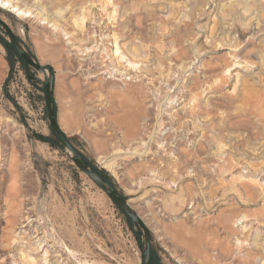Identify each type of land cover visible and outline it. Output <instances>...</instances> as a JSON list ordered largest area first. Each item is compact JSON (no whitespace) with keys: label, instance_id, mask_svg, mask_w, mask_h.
<instances>
[{"label":"rangeland","instance_id":"obj_1","mask_svg":"<svg viewBox=\"0 0 264 264\" xmlns=\"http://www.w3.org/2000/svg\"><path fill=\"white\" fill-rule=\"evenodd\" d=\"M260 1L0 4L54 75L60 128L150 230L151 264H264ZM9 45L0 26V264H141L143 232L77 169L44 75Z\"/></svg>","mask_w":264,"mask_h":264},{"label":"water","instance_id":"obj_2","mask_svg":"<svg viewBox=\"0 0 264 264\" xmlns=\"http://www.w3.org/2000/svg\"><path fill=\"white\" fill-rule=\"evenodd\" d=\"M0 26L9 37L10 43L16 50L20 59L30 68L36 72L42 73L46 79L45 83V104L47 110V118L49 120L50 128L53 134H55L61 143L67 148L72 156V161L77 169L88 176L109 198L110 200L132 221V223L141 229L145 237V248L141 258V264H149L151 259V232L146 226L143 219L134 212L130 204L125 201L122 196L100 175V173L90 169L82 155L72 146L66 134L60 128L55 116L53 107V92H54V75L50 68L40 65L36 62L22 47L17 36L11 30V28L0 19ZM48 72L50 73L48 76Z\"/></svg>","mask_w":264,"mask_h":264},{"label":"bare ground","instance_id":"obj_3","mask_svg":"<svg viewBox=\"0 0 264 264\" xmlns=\"http://www.w3.org/2000/svg\"><path fill=\"white\" fill-rule=\"evenodd\" d=\"M1 1H3V0H0V2H1ZM108 1H109V0H108ZM259 1H260V0H259ZM3 2H6V4H4ZM3 2L0 3L3 9H9V8L11 7V6L8 4V3H10L9 0H8V1H7V0H6V1H3ZM260 2H261V1H260ZM261 3H262V2H261ZM11 8H12V7H11ZM9 10H10V9H9ZM20 10H21V9H18V8H16V6H15V8H13V10H10V11H11V12L13 11L12 13L15 12L18 16H22V17H24V14H25V13L23 14V12H21ZM26 13H28V12H26ZM27 16H28V15H27ZM27 16L25 15V17H27ZM49 74H50V73L48 72V76H49ZM248 102H250V101H248Z\"/></svg>","mask_w":264,"mask_h":264},{"label":"trees","instance_id":"obj_4","mask_svg":"<svg viewBox=\"0 0 264 264\" xmlns=\"http://www.w3.org/2000/svg\"><path fill=\"white\" fill-rule=\"evenodd\" d=\"M9 49H10V52L12 53V56L14 57V59L15 58H18L20 61H21V63L23 64V65H25L26 66V64L20 59V57H19V55L17 54V52H16V50L14 49V47L12 46V44L11 45H9ZM59 139V138H58ZM87 164V163H86ZM92 170H94V169H92ZM102 176V175H101ZM103 177V176H102ZM104 178V177H103ZM105 179V178H104ZM106 180V179H105ZM128 218V217H127ZM128 220H130L129 218H128ZM131 221V220H130ZM132 222V221H131ZM149 264H151V260H150V262H149Z\"/></svg>","mask_w":264,"mask_h":264}]
</instances>
